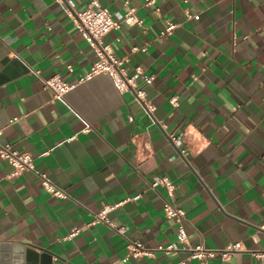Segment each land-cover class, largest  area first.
Segmentation results:
<instances>
[{
	"label": "crops",
	"instance_id": "crops-1",
	"mask_svg": "<svg viewBox=\"0 0 264 264\" xmlns=\"http://www.w3.org/2000/svg\"><path fill=\"white\" fill-rule=\"evenodd\" d=\"M90 1L0 0L1 141L31 153L68 194H50L35 172L12 175L0 158V261L22 263L26 249L42 252L38 246L52 264H179L186 253L123 260L129 239L147 247L177 241L178 225L163 209L168 191L151 186L163 175L186 211L192 245L264 249V0H158L159 12L128 0L143 24H123L105 39L130 73L141 66L155 76L152 84L139 80L153 115L105 73L62 97L44 88V78L74 82L97 60L66 14ZM125 1L100 0L117 19ZM168 22L176 27L162 35ZM162 124L182 134L177 144ZM104 204H118L108 218L127 228L124 235L104 222L88 225ZM205 264L264 261L244 251Z\"/></svg>",
	"mask_w": 264,
	"mask_h": 264
},
{
	"label": "built area",
	"instance_id": "built-area-1",
	"mask_svg": "<svg viewBox=\"0 0 264 264\" xmlns=\"http://www.w3.org/2000/svg\"><path fill=\"white\" fill-rule=\"evenodd\" d=\"M158 0H145V5L153 7L156 12L160 11L157 5ZM126 11L120 19H117L114 14L104 5L100 0H91L87 7L83 10H76L72 7L66 8V14L73 20L77 30L80 34L90 43L97 53V60L91 65L88 72L80 74L76 77L74 82L65 80L60 74L44 78V88L51 89L57 97H62L67 92L72 90L78 84L84 82L88 78L105 73L109 75L118 91L122 94L130 92L136 96L140 103L144 106L146 112L154 114L156 106L146 98V90L141 86L139 80L142 79L144 84H152L154 82V75L145 74L144 69L141 66H137L133 73H130L125 66V60L117 58L115 51L110 42L106 41V36L112 30H117L122 27L123 24L142 25L143 20L137 15V9L129 4V1H125ZM188 16L191 14L187 11ZM176 25L172 22H168L167 27L162 31V35L171 34ZM147 44L139 47L132 48L133 51H146ZM69 71L73 72L74 68L68 66ZM170 103L177 107L179 105V96H173L170 98ZM19 120V117H14L10 120V123H15ZM130 120L133 121V116H130ZM166 134L170 140L177 144L178 140L182 138V134H176L169 131L166 124H162ZM88 130V129H86ZM3 131L0 130V158L7 159L14 167L12 175H19L23 171L35 172L42 183L44 189L50 194L65 198L68 196L66 191L56 185L45 172L37 170L35 158L29 152H21L13 149L9 143H3L1 136ZM75 137V136H74ZM74 137L70 138L73 139ZM180 152L183 156L187 155L188 149L186 147H180ZM164 185L168 191L170 199L164 201V214L167 219L174 220L178 225L177 241L168 245H159L157 247H147L139 240H128L127 252L124 257V261H127L130 257L139 259L141 257H151L156 254L157 251H163L167 254H180L186 253L187 257L182 259L179 264H186L187 259H197L201 264H205L210 258L219 256L222 260H228L233 254L250 251L256 258L264 261V249L261 250H248L242 244V242H235L227 245L224 248H213L207 246L201 242L196 245H192L189 240L188 232L185 226L186 211L185 209L175 205L172 201L174 196L175 185L171 179L166 176H157L154 178L151 186L155 188L158 185ZM118 204H104L99 212L95 214L94 219L88 223V225H94L97 222H104L110 228L116 230L118 233L124 235L127 228L124 226H117L113 221L108 218V214L112 212ZM79 228H76L70 235L78 232Z\"/></svg>",
	"mask_w": 264,
	"mask_h": 264
},
{
	"label": "water",
	"instance_id": "water-1",
	"mask_svg": "<svg viewBox=\"0 0 264 264\" xmlns=\"http://www.w3.org/2000/svg\"><path fill=\"white\" fill-rule=\"evenodd\" d=\"M34 247H37L42 252L39 253L31 249H26L24 252V261H22V263L19 264H52L50 254H48L49 253L48 250L38 246H34ZM0 264H12V261L11 259H9L8 256L6 257L2 255Z\"/></svg>",
	"mask_w": 264,
	"mask_h": 264
}]
</instances>
